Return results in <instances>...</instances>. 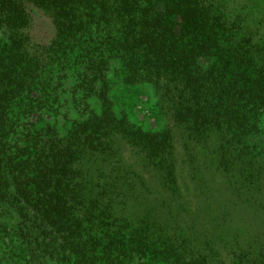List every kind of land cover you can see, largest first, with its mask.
Here are the masks:
<instances>
[{
    "label": "trees",
    "instance_id": "1",
    "mask_svg": "<svg viewBox=\"0 0 264 264\" xmlns=\"http://www.w3.org/2000/svg\"><path fill=\"white\" fill-rule=\"evenodd\" d=\"M249 1L0 0V264H264ZM117 86L163 124L117 111Z\"/></svg>",
    "mask_w": 264,
    "mask_h": 264
},
{
    "label": "rangeland",
    "instance_id": "2",
    "mask_svg": "<svg viewBox=\"0 0 264 264\" xmlns=\"http://www.w3.org/2000/svg\"><path fill=\"white\" fill-rule=\"evenodd\" d=\"M249 4L256 8L253 19L264 26V0H250ZM31 33L37 41H50L55 35L52 18L41 11L36 13ZM113 99L116 110L127 113L136 125L154 129L163 124L161 118L153 112L151 96L145 89L117 86L113 91ZM248 212L253 214L249 209Z\"/></svg>",
    "mask_w": 264,
    "mask_h": 264
}]
</instances>
